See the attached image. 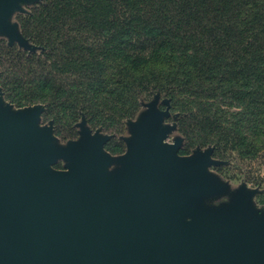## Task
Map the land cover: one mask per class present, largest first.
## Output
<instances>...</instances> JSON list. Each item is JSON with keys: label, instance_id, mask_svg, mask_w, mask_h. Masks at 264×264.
Returning <instances> with one entry per match:
<instances>
[{"label": "water", "instance_id": "water-1", "mask_svg": "<svg viewBox=\"0 0 264 264\" xmlns=\"http://www.w3.org/2000/svg\"><path fill=\"white\" fill-rule=\"evenodd\" d=\"M41 0H0V37L26 51L15 13ZM0 87V264H264L258 189L234 191L211 167L214 146L181 155L156 94L128 122L124 154L105 146L83 115L80 137L61 144L44 104L15 109ZM164 105V108L160 107ZM64 162V168L55 165ZM228 196V200L214 203Z\"/></svg>", "mask_w": 264, "mask_h": 264}, {"label": "trees", "instance_id": "trees-1", "mask_svg": "<svg viewBox=\"0 0 264 264\" xmlns=\"http://www.w3.org/2000/svg\"><path fill=\"white\" fill-rule=\"evenodd\" d=\"M18 21L45 51L0 49V84L46 116L99 126L160 94L188 147L264 154V0H43Z\"/></svg>", "mask_w": 264, "mask_h": 264}, {"label": "rangeland", "instance_id": "rangeland-1", "mask_svg": "<svg viewBox=\"0 0 264 264\" xmlns=\"http://www.w3.org/2000/svg\"><path fill=\"white\" fill-rule=\"evenodd\" d=\"M42 1L43 0H41V2ZM35 5L36 4L25 6V8L28 10V13L26 14H30L33 6ZM20 14H25V13H19V12L15 13L13 16V20L18 21V16ZM13 46H17L20 50L26 51L22 49L17 43L10 46L8 44L7 38L0 37V49L8 50L9 47H13ZM40 47L41 49L35 52L42 53L45 51V47L42 46ZM28 52L31 53L30 51ZM0 62H1V57H0ZM2 71L3 70L0 68V76ZM0 87L3 89L4 92L3 96L5 101L7 103L12 104L15 109L28 107L35 104H44L46 106V111L42 115L41 123L44 125V124H48L50 121H53L54 133L61 144H66L69 140H76L80 137L79 127H77V123L82 120L83 115H85L84 113H81L80 116H73L68 110L57 109L53 113H51L50 116H46L45 115V113L47 112L46 103L30 102L26 96L21 97L22 94L16 91L12 92L11 94L9 93L8 95L7 91L1 84ZM160 107L164 108V105L160 104ZM144 109L145 107L143 106L141 111ZM141 111H139L137 115L133 118L119 119L114 117L111 118L104 117L102 118V120L104 121V125L93 126L89 121H88V125L92 128L93 131L97 129H101L103 133L113 135L112 139L109 140L105 148L111 154L118 156L121 155L125 150H127V145L123 137L130 136L128 122L130 120L137 119ZM171 112H172L171 117L166 119V122L167 123L176 122L178 127L175 131H173L169 135L168 141L173 142L177 136L183 137L184 141L179 153L181 155H191L200 146L194 147L189 145L188 147V140L180 131L179 121L185 117V112L174 111V110H171ZM207 147H201V148L205 149ZM214 157L217 159H221L215 154ZM221 160H225L226 163L222 166L211 167V171L218 174L224 181L229 182L230 191H234L243 183H245L250 189H258L259 192L254 196L253 200L256 207L260 209H264V154L257 155V157L253 159H248L246 161H240V159H238L235 154L230 155L228 156V158ZM55 167L58 169H63L64 162L63 161L58 162L55 165ZM227 200H228V196H224L219 200H216L214 203L218 204L220 202H224Z\"/></svg>", "mask_w": 264, "mask_h": 264}, {"label": "flooded vegetation", "instance_id": "flooded-vegetation-1", "mask_svg": "<svg viewBox=\"0 0 264 264\" xmlns=\"http://www.w3.org/2000/svg\"><path fill=\"white\" fill-rule=\"evenodd\" d=\"M109 142V141H108ZM126 152V150L122 153V154H124ZM222 166V165H221Z\"/></svg>", "mask_w": 264, "mask_h": 264}]
</instances>
